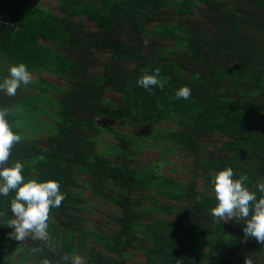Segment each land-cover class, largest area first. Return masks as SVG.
Masks as SVG:
<instances>
[{
	"label": "trees",
	"instance_id": "obj_1",
	"mask_svg": "<svg viewBox=\"0 0 264 264\" xmlns=\"http://www.w3.org/2000/svg\"><path fill=\"white\" fill-rule=\"evenodd\" d=\"M41 1L0 0V83L20 63L31 74L15 96L0 91L21 136L5 167L20 162L25 181H58L66 198L50 211L48 240L19 242L6 226L15 191L0 195V264H62L65 254L125 264L130 252L140 264H264L243 221L211 215L213 178L227 167L264 195V0H60L62 16ZM156 67L163 90L139 86ZM183 86L187 100L175 98ZM152 139L192 157L203 189L137 165ZM80 187L112 207L110 225L77 216L88 199Z\"/></svg>",
	"mask_w": 264,
	"mask_h": 264
},
{
	"label": "clouds",
	"instance_id": "obj_2",
	"mask_svg": "<svg viewBox=\"0 0 264 264\" xmlns=\"http://www.w3.org/2000/svg\"><path fill=\"white\" fill-rule=\"evenodd\" d=\"M145 45L148 41L145 40ZM160 68L144 74L137 80L142 88L151 91L153 87L163 90L164 83L159 79ZM31 82V74L25 64L11 66L9 76L0 83V91H4L9 97L15 96L21 84ZM191 89L183 86L175 92L177 99H189ZM9 115L7 108L0 109V195L7 197L15 191V197L11 201V213L13 218L7 220L6 226L12 228L9 237L22 242L29 236L33 239L46 241L49 239L48 227L50 211L59 208L66 198V193L60 191L58 181L48 180L38 182L35 179L25 181L23 175L24 165L15 162L11 167H5L12 155L13 147L21 141V136L12 131L6 117ZM235 173L231 167L218 171L213 178V187L216 205L211 209V215L216 221L227 222L233 218L243 221V233L245 238H254L264 245V195L257 198V193L250 191L245 186L246 176L234 179ZM260 193L264 194V183L256 185ZM5 213L0 212V216ZM38 252L40 249H33ZM62 264H86L80 255L65 254L61 258ZM42 264H52L44 259ZM244 264H253L250 257H246Z\"/></svg>",
	"mask_w": 264,
	"mask_h": 264
},
{
	"label": "rangeland",
	"instance_id": "obj_3",
	"mask_svg": "<svg viewBox=\"0 0 264 264\" xmlns=\"http://www.w3.org/2000/svg\"><path fill=\"white\" fill-rule=\"evenodd\" d=\"M42 6L52 12L55 16H62L63 14L58 9V3L60 0H42ZM170 16L171 20L175 22L179 19V16L172 13ZM78 20L82 22L86 27L93 28L94 24L88 21L83 15L78 17ZM47 42H42V44H46ZM39 76L48 79L49 81L59 85L65 86L68 81L64 77H59L53 74H45L40 73ZM106 124H112L111 121L105 120ZM115 123V122H114ZM104 139H112L113 137L108 136L107 134L101 135ZM153 141H157L156 139L152 140H144L141 143L140 152L136 156L135 163L139 166H143L145 168L152 166L159 177L163 178H175L181 181L192 182L196 185L197 189H203L204 183L199 179L197 172L198 169L193 163L192 157L187 155L185 152L181 150V148H173L172 151H168L165 147L154 146L151 143ZM167 160V161H166ZM153 189V191H157L158 187L156 185H152L149 189ZM77 191L82 192L85 197L88 199L83 203V210L77 215L83 217V222L87 224L89 227H97L95 221H101L108 225L111 224V215L114 214L112 207L108 206L104 203L103 199L98 197H94L91 192L87 189H83L82 187L77 188ZM150 202H146L148 205ZM161 216V215H160ZM162 218L164 215L161 216ZM88 246L97 247L95 242L89 239ZM139 253V254H138ZM135 255L130 252L127 261L125 264H140L141 253L138 252ZM17 264V263H13Z\"/></svg>",
	"mask_w": 264,
	"mask_h": 264
}]
</instances>
